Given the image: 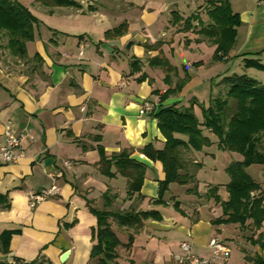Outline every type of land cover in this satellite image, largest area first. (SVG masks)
I'll return each mask as SVG.
<instances>
[{
	"label": "crops",
	"instance_id": "1",
	"mask_svg": "<svg viewBox=\"0 0 264 264\" xmlns=\"http://www.w3.org/2000/svg\"><path fill=\"white\" fill-rule=\"evenodd\" d=\"M76 1L79 8L37 2L42 27L36 24L25 56L13 55L4 45L0 49V147L8 124L21 137L17 160H0V193L9 201L7 208L0 207V234L13 231L8 251L0 249V261L30 263L44 256L52 264H97L91 255L97 218L87 201L103 208L105 192L116 195L108 209H155L160 215L144 221L128 250L117 249L116 264H176L182 241L208 259V241L220 238L217 231L225 224L236 234L221 238L237 250L231 248L227 264H253L255 256L264 260V249L249 239L250 229L212 222L221 208L206 192L220 185V194L229 176L223 184L205 181L202 187L200 151L183 149L185 168L194 179L186 185L170 183L164 202L157 204L153 200L164 171L142 151L147 144H164L154 116L159 105L183 108L195 101L193 111L201 119L200 105L208 106L222 76L245 73L264 82V69L244 66L246 58L264 64V0H227L239 24L223 60L215 58V43L202 32L214 23L212 0ZM120 24L126 27L123 34L105 36ZM162 56L172 70L153 62ZM145 102L153 109L141 114ZM99 148L107 156L128 152L146 164L142 197L126 196L125 177L101 174ZM255 179L262 180V166ZM54 183L59 192L31 207L28 193ZM112 227L127 242L132 231ZM259 231L264 225L253 238Z\"/></svg>",
	"mask_w": 264,
	"mask_h": 264
},
{
	"label": "trees",
	"instance_id": "2",
	"mask_svg": "<svg viewBox=\"0 0 264 264\" xmlns=\"http://www.w3.org/2000/svg\"><path fill=\"white\" fill-rule=\"evenodd\" d=\"M36 1L50 7H80L76 0ZM211 2L214 7L209 12L214 23L202 29V32L215 43V58L223 60L234 44L239 18L237 13L232 12L227 0ZM36 24L37 18L25 5L16 0H0V41L1 37L5 38L4 47L8 48L10 53L18 57L25 56V44L34 38ZM125 28L124 24H120L107 30L105 36H119L124 33ZM153 60L164 70H172L165 57H156ZM244 66L264 69V64L256 58L244 59ZM216 84L219 88L211 97L208 106L200 105L201 119L193 111L195 101L183 108L177 107L176 104L159 105L154 112L165 141L161 148H154L151 144L142 148L149 159L161 163L164 171V179L159 181L158 195L153 202H164L163 194L170 183L186 185L193 181L194 173L186 170L181 152L183 149L200 151L203 147L210 146L214 137L218 148L237 153L241 158L226 167L229 176V181L225 184L226 199H222L219 194L220 185H213L206 192V197L211 198L221 208V215L212 222L234 223L250 229L251 243L264 249V232L259 231L257 237L253 238L255 232L264 225V82L245 73H230L222 76ZM99 149L101 157L98 168L101 174L108 177L119 174L125 177L126 196L137 194L142 197L140 190L146 164L131 158L128 152L107 156L103 149ZM251 164L262 166L261 181L248 173L247 167ZM195 165L197 168V164ZM115 198L116 195L105 192L103 208L93 207L91 201H87L89 210L97 218L94 234L96 242L91 249V255L97 257V264H116L119 257L117 249L123 247L128 250L132 245L134 232L143 226L144 221L160 216L155 209H108ZM8 206L7 196L0 193V207ZM112 224L132 231L128 233L127 242H121ZM12 232L7 230L0 234L2 252L8 251ZM252 261L253 264H264V260L259 256L253 257ZM0 264L7 263L0 261ZM15 264L52 263L41 256L30 263L18 260ZM130 264L135 263L130 261Z\"/></svg>",
	"mask_w": 264,
	"mask_h": 264
},
{
	"label": "built area",
	"instance_id": "3",
	"mask_svg": "<svg viewBox=\"0 0 264 264\" xmlns=\"http://www.w3.org/2000/svg\"><path fill=\"white\" fill-rule=\"evenodd\" d=\"M153 109V104L145 102L139 113H144L146 110ZM5 142L0 147V160L4 162H14L18 158L17 149L20 146L21 137L16 136L10 125L5 126ZM59 192V187L54 183L49 187L42 188L36 192L28 193L29 203L31 207H35L44 198L56 195ZM208 245L211 249V257L206 259L192 253L189 243L182 241L180 243L181 254L175 256L176 264H227L231 249L229 245L222 239L213 236L209 239Z\"/></svg>",
	"mask_w": 264,
	"mask_h": 264
},
{
	"label": "rangeland",
	"instance_id": "4",
	"mask_svg": "<svg viewBox=\"0 0 264 264\" xmlns=\"http://www.w3.org/2000/svg\"><path fill=\"white\" fill-rule=\"evenodd\" d=\"M19 3L25 5L33 15L37 17V23L41 25V20L43 18V15H39V11L36 8L37 1L36 0H16ZM46 18V21L53 22L54 20L52 18L44 17ZM43 21V20H42ZM5 45V38L1 37L0 41V49L2 46ZM253 76V75H251ZM196 116H200L199 113H196ZM213 151L211 154H206L209 151ZM199 157H202L203 165L199 170L198 178H200V185L203 187L205 181L206 182H214L216 184H223L228 179V173L226 171V166L228 164V161L230 159H240L241 156L237 153L228 152L225 150H222L218 148L217 145L211 144L210 146H205L200 150ZM261 166L259 164H251L247 167V171L251 176L254 178H257L258 172H260ZM220 195L222 197L226 196V190L225 188L221 187L220 189ZM100 208V207H99ZM113 210H120V209H113ZM220 231H217V234L219 235L220 239L225 237H234L235 236V229L233 226L229 225H221L219 226ZM222 237V238H221ZM230 249L232 248L234 251L236 250V245L233 242H227ZM237 251V250H236ZM231 253V252H230ZM230 258V256H229Z\"/></svg>",
	"mask_w": 264,
	"mask_h": 264
},
{
	"label": "water",
	"instance_id": "5",
	"mask_svg": "<svg viewBox=\"0 0 264 264\" xmlns=\"http://www.w3.org/2000/svg\"><path fill=\"white\" fill-rule=\"evenodd\" d=\"M66 255H67V252H65V253L63 254V256H62V258H61V261H62V262H63L64 258L66 257Z\"/></svg>",
	"mask_w": 264,
	"mask_h": 264
}]
</instances>
